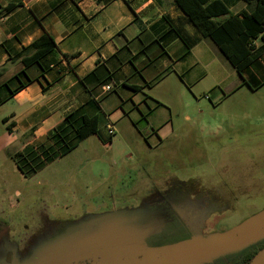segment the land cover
<instances>
[{
  "label": "rangeland",
  "instance_id": "obj_1",
  "mask_svg": "<svg viewBox=\"0 0 264 264\" xmlns=\"http://www.w3.org/2000/svg\"><path fill=\"white\" fill-rule=\"evenodd\" d=\"M213 60L164 136L154 116L124 120L46 165L15 158L0 105V264H235L264 248V79Z\"/></svg>",
  "mask_w": 264,
  "mask_h": 264
},
{
  "label": "crops",
  "instance_id": "obj_2",
  "mask_svg": "<svg viewBox=\"0 0 264 264\" xmlns=\"http://www.w3.org/2000/svg\"><path fill=\"white\" fill-rule=\"evenodd\" d=\"M223 1L233 13L254 7ZM46 34L54 49L26 64ZM216 54L227 59L175 0H0V105L12 107L3 121L17 135L13 152L47 144L57 125L71 117L78 127L85 115L98 117L101 138L119 122L153 116L164 136L171 100L191 90Z\"/></svg>",
  "mask_w": 264,
  "mask_h": 264
},
{
  "label": "trees",
  "instance_id": "obj_3",
  "mask_svg": "<svg viewBox=\"0 0 264 264\" xmlns=\"http://www.w3.org/2000/svg\"><path fill=\"white\" fill-rule=\"evenodd\" d=\"M254 3L252 10L233 13L223 0H175L176 4L188 15L189 20L206 37H210L236 68L244 83L261 84L264 76L259 79L251 73L248 78L244 74L252 67H256L260 56L264 52V0H244ZM260 41V46L256 42ZM56 43L52 36L46 34L34 41V53L24 60L27 63L38 61L41 57L54 49ZM250 73V72H249ZM99 120L97 116L83 117L82 124L73 126L71 117L64 123L57 125L47 136V144L31 145L17 152L15 158L23 154L28 155L29 164L42 162L43 165L61 157L91 135L98 134ZM69 128L71 130H69ZM74 135L70 136V132ZM22 170L20 164H18ZM23 171V170H22ZM256 253L244 258L243 263L250 261ZM238 262L236 264H241Z\"/></svg>",
  "mask_w": 264,
  "mask_h": 264
},
{
  "label": "water",
  "instance_id": "obj_4",
  "mask_svg": "<svg viewBox=\"0 0 264 264\" xmlns=\"http://www.w3.org/2000/svg\"><path fill=\"white\" fill-rule=\"evenodd\" d=\"M240 228L238 226L237 228H234L232 231H237ZM263 229V228H262ZM264 260V249L260 251L250 262V264H261L262 261Z\"/></svg>",
  "mask_w": 264,
  "mask_h": 264
},
{
  "label": "flooded vegetation",
  "instance_id": "obj_5",
  "mask_svg": "<svg viewBox=\"0 0 264 264\" xmlns=\"http://www.w3.org/2000/svg\"><path fill=\"white\" fill-rule=\"evenodd\" d=\"M263 249H264V248H262V249H260V250H258V251H253V252H250V254L255 252V253H256V255H257V254H258L260 251H262ZM256 255H254V257H255ZM248 256H249V255H248ZM254 257H253V258H254ZM244 258H247V257H244ZM244 258H243L242 260L238 261V262H242L241 264H250V262H251V261H252V259H253V258H252L250 261H248V262H246V263H245V262L243 263V261H244ZM238 262H236V263H238ZM236 263H235V264H236Z\"/></svg>",
  "mask_w": 264,
  "mask_h": 264
},
{
  "label": "built area",
  "instance_id": "obj_6",
  "mask_svg": "<svg viewBox=\"0 0 264 264\" xmlns=\"http://www.w3.org/2000/svg\"><path fill=\"white\" fill-rule=\"evenodd\" d=\"M106 89H110V86H107ZM110 133H113V126H109Z\"/></svg>",
  "mask_w": 264,
  "mask_h": 264
}]
</instances>
